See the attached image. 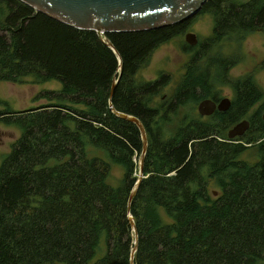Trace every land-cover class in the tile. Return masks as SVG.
Returning a JSON list of instances; mask_svg holds the SVG:
<instances>
[{
  "label": "trees",
  "instance_id": "1",
  "mask_svg": "<svg viewBox=\"0 0 264 264\" xmlns=\"http://www.w3.org/2000/svg\"><path fill=\"white\" fill-rule=\"evenodd\" d=\"M205 14L212 36L184 44L185 78L153 106L172 76L141 82L140 69ZM261 30L264 0H208L171 27L105 36L0 0V81L62 83L38 107L0 101V124L21 130L0 167V264H264V118L252 114L263 92L251 78L232 79L236 61L214 53ZM224 86L235 93L227 112L189 114L192 103L220 102L214 91ZM118 114L138 119L148 139L131 203L144 145ZM246 119V134L230 140ZM252 148L255 163L242 159ZM115 165L124 172L117 186Z\"/></svg>",
  "mask_w": 264,
  "mask_h": 264
},
{
  "label": "rangeland",
  "instance_id": "2",
  "mask_svg": "<svg viewBox=\"0 0 264 264\" xmlns=\"http://www.w3.org/2000/svg\"><path fill=\"white\" fill-rule=\"evenodd\" d=\"M236 1L245 2L248 0ZM213 31L214 17L212 14H205L198 18L197 22L187 33L195 34L199 41L202 42L211 37ZM186 34L163 44L155 50L138 73V80L141 82L155 81L163 73L172 76V82L169 86L165 87L159 95L153 98V106H160L163 102L169 100L185 78L187 65L191 59V55L183 49L186 43ZM214 53L236 61V65L230 71L232 79L251 78L255 81L256 85L263 92V98L256 104L252 110V114H256L261 109L262 116H264V30L249 35L244 41L224 40L222 45L220 44L215 48ZM61 90L62 83L57 80L40 82L34 78H27L21 84L0 81V101L7 103L8 107L13 111H23L47 103L45 98L40 97L44 92H59ZM214 92L219 94L220 98L234 100L235 93L230 86L218 87ZM202 101L190 104L188 107L189 114L200 116L199 104ZM3 108L4 106L0 104V109ZM203 118L207 119L208 117ZM20 135L21 130L18 127L0 124V167ZM98 154L102 156V153L98 152ZM242 159L249 163L257 162L258 153L256 149L252 148L248 150L242 156ZM123 176V169L115 165L110 177V183L114 186L119 185ZM210 193H213L215 196L219 193L214 183L210 185Z\"/></svg>",
  "mask_w": 264,
  "mask_h": 264
},
{
  "label": "water",
  "instance_id": "3",
  "mask_svg": "<svg viewBox=\"0 0 264 264\" xmlns=\"http://www.w3.org/2000/svg\"><path fill=\"white\" fill-rule=\"evenodd\" d=\"M66 25L79 30H93L100 36L107 33L145 32L166 28L181 23L199 14L208 0H20ZM108 46L112 44L105 39ZM186 43L195 47L199 44L198 37L193 33L186 34ZM118 83L116 80L115 86ZM112 106V105H111ZM232 106L229 98L220 102L212 99L203 100L199 104V114L210 117L218 112H227ZM113 107V106H112ZM125 120L135 123L140 129L144 151L140 160V180L134 187L130 203L136 195L141 178L148 148V139L142 123L131 116L118 114ZM264 118V116H263ZM250 128V121L243 120L228 132V138L234 140L242 137ZM136 231L134 220L131 217ZM134 249L133 254L136 252ZM133 257V255H132Z\"/></svg>",
  "mask_w": 264,
  "mask_h": 264
},
{
  "label": "flooded vegetation",
  "instance_id": "4",
  "mask_svg": "<svg viewBox=\"0 0 264 264\" xmlns=\"http://www.w3.org/2000/svg\"><path fill=\"white\" fill-rule=\"evenodd\" d=\"M219 102V101H218ZM218 111H216V113H217Z\"/></svg>",
  "mask_w": 264,
  "mask_h": 264
}]
</instances>
